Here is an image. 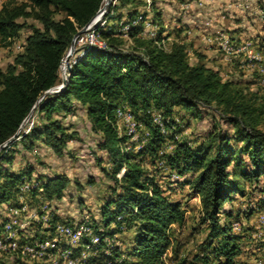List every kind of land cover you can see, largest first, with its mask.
<instances>
[{
    "label": "trees",
    "instance_id": "trees-1",
    "mask_svg": "<svg viewBox=\"0 0 264 264\" xmlns=\"http://www.w3.org/2000/svg\"><path fill=\"white\" fill-rule=\"evenodd\" d=\"M105 1H4L0 7V46L13 45L26 27L31 31L13 62L6 69L0 65V150L19 132L40 97L62 82L61 62L75 34L92 21ZM117 3L123 8L132 6L126 13L128 20L141 14L140 0ZM117 3L109 17L112 23L124 18V14L116 12ZM153 7L156 9L155 3ZM161 15L157 13L154 20L160 26L158 40L165 31ZM100 30L108 47L85 49L73 64L65 89L58 95H44L37 105L38 123L19 133V141L28 150L41 141L57 155H65L68 144L79 140L80 135L55 114L69 115L80 105L87 113L91 130L100 135L98 148L107 154L110 164L103 170L113 182L112 194L102 207L101 222L108 229L123 216L122 222L135 224L132 257L139 264H166L165 255L175 242L174 225L181 227L187 222L182 203L172 199L147 169L145 162L149 159L153 164L165 161L170 173L180 177L190 175L173 182L188 186L192 194L200 197L201 220L209 228L206 252L196 254L192 260L184 257L177 264H239L244 234L234 233V215L225 209V204L234 194L244 193L242 180L255 182L260 196H264V103L256 92H248L241 80L225 79L210 67L205 61L207 55L196 51L198 59L191 63L186 42L175 41L168 51L163 50L155 39L142 35L141 25L130 32L134 46L125 50V39L117 34L114 24ZM121 106L129 107L150 134L139 151H128L125 147L129 136H121L118 131L117 109ZM178 107L196 114L216 108L223 120L234 127V134L219 128L209 135L208 143L198 148L177 141L173 154L161 155L160 149L169 138L154 123L152 112L160 111L165 119L174 120ZM232 140L243 145L237 148ZM16 144L11 143L9 149ZM9 149L5 147L0 152V177L6 180L0 183V202L17 197L23 179L21 171L3 169L4 163L14 160ZM26 174L31 176L32 169ZM39 179L43 180L45 198L59 211L71 179L66 174ZM78 186L81 187L79 183ZM257 205L264 209V197H259ZM222 214L227 218L222 220ZM92 222L98 225L96 218ZM10 259L11 264H32L21 254H13ZM6 262L0 257V264Z\"/></svg>",
    "mask_w": 264,
    "mask_h": 264
},
{
    "label": "rangeland",
    "instance_id": "rangeland-1",
    "mask_svg": "<svg viewBox=\"0 0 264 264\" xmlns=\"http://www.w3.org/2000/svg\"><path fill=\"white\" fill-rule=\"evenodd\" d=\"M140 1L143 3L140 4L139 11L141 14H144L150 22H155L154 20L157 13H162L161 17L165 27L162 37L167 41L168 50L175 41L186 42L188 44L191 63H195L198 59L195 54L196 51L207 55L205 61L210 67L217 70L225 79L241 80L243 85L247 87V91L256 92L259 101L264 103V82L262 81L264 77L262 71L264 67V0H202V2H200V0ZM3 3L4 2L0 0V7H2ZM154 3L156 4L157 10L153 7ZM174 3L176 5H173ZM207 3L219 7L220 16H223L222 22H216L217 24H215L212 20H208L205 24H202L198 19L194 18L193 14L195 11H193V9L195 6L193 5L203 10ZM128 8L131 9L132 6L123 8L119 3L116 12L117 14H124L123 19L128 20L126 16ZM104 10L105 8L100 11L98 17L103 14ZM29 23L34 22L29 20ZM165 24L167 26H165ZM156 26L157 30H159L160 26H158V24H156ZM144 27H148L147 24H144ZM220 28L221 30L217 31ZM30 31V28L26 27L20 32L19 37L15 40L13 45L5 46L2 44L0 46V65L3 69H6L8 64L13 62L15 54L20 51L17 48L18 45L25 43ZM200 31L201 34H203L206 46L203 42H197L199 41L198 35H200ZM198 32L199 34L197 35L196 33ZM217 32L226 33L237 45H243L248 41L253 42V54L262 57V60H255L251 64H248L249 51L247 50L237 53L236 56H232L231 59H226L218 50L216 43H210L207 40L208 36ZM124 39L125 43L122 48L131 50L134 46L133 41L127 38ZM77 52V50L72 52L70 58L66 62H69V60L70 62L73 61ZM66 62H63V64H66ZM63 64L60 76L61 81L64 79ZM61 115L55 114L56 117L62 118L67 125L73 126V130L78 131L80 135V139L76 140V143L68 145L65 155H57L49 146L41 141L37 142V146L33 150H28L24 148L22 142L19 141L21 137H17L10 141V143H6L1 148L3 152L4 148L8 147L9 149V145L14 141L18 143L9 149H12L11 155L14 156L13 162L4 163L3 169H10L17 173L21 171L23 177L29 180L30 183L32 181H38L39 184L38 186L30 184L31 188L26 193H22L19 186L17 197H12L7 201L0 202V225H2L7 218L9 207L17 206L21 201L31 206H40L47 201L43 193H40L38 190L43 183V180L39 179V177L66 174L72 182L70 187L65 191L62 207L59 208V211L54 210L53 215L55 220H68L82 213L83 215L89 214L92 220L95 218L97 219L96 223L98 225H95L97 229H106L105 224L101 222V212L102 207L106 205L112 194L111 186L113 182L103 170L104 167L109 168L110 164L108 162V156L98 148L100 135L91 130L89 118L83 107L77 108L74 113L69 115ZM32 121L35 123L39 121L37 107L32 112L30 118L24 123L19 133L27 131L26 129L31 125ZM168 122L170 124L166 126ZM168 126L170 128H168ZM117 127L121 136L126 135L123 126L121 127L122 129H119L118 125ZM165 128V133L168 135L169 139L160 149L161 155H166L168 153L173 154L176 147L174 142L177 141L188 142L192 147L198 148L207 141L210 134L219 128L228 130L230 135L234 134V127L223 120L220 112L216 108L202 109L198 114L184 108L179 109L175 113L174 120L165 119ZM140 132L144 136L146 135V129L143 124ZM145 138L146 137H143L140 142L131 144L132 149L135 148L136 151H139L147 143V140L143 142ZM231 143L237 148L243 145L242 142L237 143L235 140H232ZM125 148L127 149V144ZM237 152L239 153V151ZM239 155L246 161L249 160L246 154L239 153ZM99 159H101V161ZM145 163L151 174L155 175L157 181L166 188L167 194L172 199L180 201L186 209L187 222L181 227L177 224L174 225L173 237L175 242L165 255L166 264H177L178 261L184 257L192 260L196 254L206 252L204 244L207 239L209 228L202 223L201 220L202 207L199 197L192 194L188 186H181L179 183L173 182L176 180L182 181L185 178L180 177L179 179H174L172 177L173 173H170L165 161L159 160L157 163L153 164V162L148 159ZM29 168L32 169L31 176L26 174ZM91 178L94 180V183L90 182ZM242 181L244 183V193H236L234 196L235 198L246 197V200L241 201L239 198L236 199L235 208L238 212L243 213L241 217H243L246 225H244L245 228L242 231L238 230L236 233L238 234L241 231V233L244 234V238L240 240V245L242 247V252L246 254V260H249L254 250H260L262 243H264L260 234L261 229L264 232V223L261 222L260 214L257 216V214L263 212L264 209H260L257 205L259 200H256L257 196H260V187H258V185L256 186L255 182ZM1 182H6L5 177H0V183ZM78 183L81 187L78 186ZM261 183L264 184V178H262ZM36 189L37 192L35 193ZM261 197L263 198L264 196L261 195L260 198ZM251 202L256 203L255 208L252 210L253 212L251 211ZM227 207L230 206L228 205ZM122 220H118L117 218L108 228L109 231L112 229L114 233L117 234L119 246L113 248L112 255L109 256L101 250L96 252L95 256H91L89 259V264H109V260L117 258L120 259V264H139L136 258L132 257L136 226L134 223H126L122 222ZM239 222H241L240 219ZM242 226L243 225H241V227ZM117 249L118 251L116 252ZM263 251H261V254H263ZM258 253L256 258L260 256L259 251ZM11 257L12 255L4 256L7 261L6 264H11L8 263V261H11ZM27 258L32 264H42V262H37L29 257Z\"/></svg>",
    "mask_w": 264,
    "mask_h": 264
},
{
    "label": "built area",
    "instance_id": "built-area-1",
    "mask_svg": "<svg viewBox=\"0 0 264 264\" xmlns=\"http://www.w3.org/2000/svg\"><path fill=\"white\" fill-rule=\"evenodd\" d=\"M104 1V0H103ZM118 0H111V6L105 10L94 26L90 25L88 30L78 36L75 42L74 51H78L73 61L70 62L71 67L76 63L77 59L84 55L87 48L106 49L108 47L107 41L102 37L100 28L108 27L112 24L115 26V31L123 38L132 40L130 32L141 25H143V35L146 38L155 39L159 48L168 51V44L165 38L158 40V30L155 22H150L144 14L132 20H121L112 23L109 20L114 14V8ZM202 2V0H200ZM103 7V2L100 8ZM144 24L148 27H144ZM150 26V27H149ZM210 43H216L218 50L226 59H231L237 53L247 50L248 64L255 60H262V57L253 54V42L248 41L243 45H237L224 32H217L207 37ZM25 43L18 45V49L22 51ZM264 74V67L262 68ZM264 82V77L262 79ZM153 121L155 124L166 132L165 117L160 111L152 112ZM117 121L119 129L123 126L124 133L129 136L127 149L131 150L134 142H140L143 137H146L143 142L148 140L150 134L146 132L144 136L140 129L142 124L136 119L133 111L127 107L122 106L117 109ZM34 124L32 121L31 127ZM28 131V129H27ZM26 131V132H27ZM120 173L118 176L121 177ZM174 179H179L178 173L172 174ZM38 186V181H32L23 177L20 184L21 192H27L31 187ZM37 190V189H36ZM39 192L44 195V188H38ZM55 207L47 200L43 205L31 206L30 204L21 201L17 206L8 208L7 218L0 228V257L13 254H21L29 257L42 264H89L91 256H95L96 252L104 251L107 256L112 255L113 248L119 246V239L117 234L111 229H97L93 222L91 215H84L82 219H66L55 220ZM123 216H119L118 220H122ZM261 222L264 223V211L260 214ZM241 223H235V229H240ZM120 259L109 260V264H120ZM247 264H264V252L255 259L253 263Z\"/></svg>",
    "mask_w": 264,
    "mask_h": 264
},
{
    "label": "crops",
    "instance_id": "crops-1",
    "mask_svg": "<svg viewBox=\"0 0 264 264\" xmlns=\"http://www.w3.org/2000/svg\"><path fill=\"white\" fill-rule=\"evenodd\" d=\"M3 2L5 1V0H2ZM159 4V3H158ZM173 5H176L175 3L173 4ZM193 5V4H192ZM193 6H195L194 7V9H193V11H195L194 12V18L195 19H198L202 24H205V22H207L208 20H212V22H215V24H217L216 22H222V20H223V16H220L221 15V13H220V11H219V7L217 6V5H209V3H207V5L204 7V9L202 10V9H199V8H197L196 7V5H193ZM164 10V9H163ZM165 11V10H164ZM202 12H204V13H202ZM165 26H167L166 24H165ZM215 26H217V25H215ZM218 27V26H217ZM217 29V28H216ZM221 30V28L220 29H218L217 31H220ZM197 35L199 34V32L198 33H196ZM198 38H199V41H197V42H203L204 43V45L206 46V44H205V42H204V37H203V34H201V31H200V35H198ZM202 40V41H201ZM26 42V41H25ZM78 107L77 108H79V107H81L80 105H77ZM179 109H182L181 107H178V108H176V110H179ZM74 143H76V140H74V141H71L68 145H70V144H74ZM70 148V147H69ZM104 154H106V153H104ZM107 155V154H106ZM190 175L189 174H187V175H184V176H182V178H187V177H189ZM197 197H199V196H197ZM259 197L260 196H257V199L256 200H259ZM63 198H65V196L63 197ZM239 197H236L235 198V196H234V198L232 199V200H230V201H228L226 204H225V209L227 210V211H229L230 212V214H233L234 216H233V220H234V228H233V231L236 233V231H238V230H243L245 227H244V225H246V223H245V221H244V219H243V217H241V215L243 214V213H241V212H238L237 210H236V208H235V204H236V199H238ZM199 199H200V197H199ZM63 200V199H62ZM65 200V199H64ZM239 200H241V201H244V200H246V197H241V198H239ZM62 202L61 203H59V207H62ZM256 203H254V202H251L250 203V206H252L251 207V209H253V208H255V205ZM230 206V207H227V206ZM245 208V207H244ZM246 209V208H245ZM244 210V209H243ZM246 211H247V209H246ZM259 214H261V212H259L258 214H257V216L259 215ZM84 215H83V213L81 214V215H79V216H75V217H73V219H75V220H79V219H81L82 217H83ZM222 217V220H224V219H226L227 218V216H226V214H224V215H222L221 216ZM241 217V218H240ZM239 219H240V223H241V225H243L240 229H235V223H237V222H239ZM257 226V225H256ZM241 231H240V233H241ZM260 234H261V238H262V240H263V242H264V232L262 231V229H261V231H260ZM262 247L260 248V250L259 249H257V250H254V253L253 254H251V256H250V258H249V260H246V258H245V253H243L242 252V254L239 256V258H238V260L240 261V263L239 264H247V262L248 263H253L254 261H255V258H256V256H257V254H259L258 253V251L260 252V254H261V251H263L264 250V243H262V245H261ZM264 252V251H263ZM255 254V255H254ZM245 262V263H244Z\"/></svg>",
    "mask_w": 264,
    "mask_h": 264
},
{
    "label": "water",
    "instance_id": "water-1",
    "mask_svg": "<svg viewBox=\"0 0 264 264\" xmlns=\"http://www.w3.org/2000/svg\"><path fill=\"white\" fill-rule=\"evenodd\" d=\"M110 6H111V0H108L107 3L105 4V6L99 9L98 13H99L102 9H104V8H105V10H108V9L110 8ZM98 13L96 14V16L98 15ZM96 16H95V17H96ZM95 17L92 19V21H91L90 23H88L86 26H84L82 29H80V30L75 34V36H74V38H73V40H72L71 46H70V48H69V50H68V53H66V55H65L64 57H67L68 59L70 58V56H71V54H72V52H73L74 46H75L76 39L78 38V36H80L81 34H83L84 32H86V31L88 30L89 26L91 25V23L93 22V20L95 19ZM61 63H62V62H61ZM71 69H72V67H71V65H70V71H71ZM67 84H68V79H67V80H64V79H63V80H62V83H61L60 85H57L56 87H54V88H52V89L46 91L44 95H46V94H55V95H58L59 93H61V92L65 89V87L67 86ZM44 95H43L42 97H40V99L37 101L36 105L33 107V109H32V111L30 112V114L27 116V118H26V119L24 120V122L22 123L20 129L23 127V125H24V123L27 121V119L30 118V116L32 115V112L35 110V108L37 107L38 103L43 99ZM19 132H20V130H19ZM19 132H18V133H17V134H16V135H15L10 141L16 139V138H17V135L19 134ZM5 144H6V143H5ZM5 144H4V145H5ZM4 145H2L1 147H3Z\"/></svg>",
    "mask_w": 264,
    "mask_h": 264
},
{
    "label": "bare ground",
    "instance_id": "bare-ground-1",
    "mask_svg": "<svg viewBox=\"0 0 264 264\" xmlns=\"http://www.w3.org/2000/svg\"><path fill=\"white\" fill-rule=\"evenodd\" d=\"M107 1H108V0L105 1V4L107 3ZM104 11H105V10H104ZM99 15H100V12L98 13V15H97L96 17H98ZM101 16H102V15H101ZM101 16L98 17L97 19H95V20L91 23V25H92V26L96 25V24L98 23L99 19L101 18ZM96 17H95V18H96ZM67 60H68L67 57H64V58L62 59V63H61V72H62V64H63V62H66ZM63 71H64V80H67V79L69 78V75H70V63H69V62H66V64H63ZM67 71H69L68 76H67Z\"/></svg>",
    "mask_w": 264,
    "mask_h": 264
}]
</instances>
